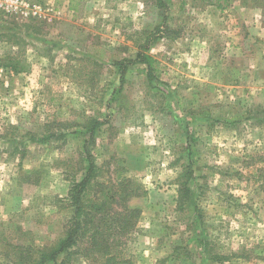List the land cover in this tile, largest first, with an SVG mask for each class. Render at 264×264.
Wrapping results in <instances>:
<instances>
[{"label":"rangeland","instance_id":"rangeland-1","mask_svg":"<svg viewBox=\"0 0 264 264\" xmlns=\"http://www.w3.org/2000/svg\"><path fill=\"white\" fill-rule=\"evenodd\" d=\"M142 45L150 80L134 61ZM12 57L30 70L14 73ZM84 141L100 180L144 191L129 200L135 264H264V0L0 8V264L62 234L71 209L56 198Z\"/></svg>","mask_w":264,"mask_h":264},{"label":"trees","instance_id":"trees-1","mask_svg":"<svg viewBox=\"0 0 264 264\" xmlns=\"http://www.w3.org/2000/svg\"><path fill=\"white\" fill-rule=\"evenodd\" d=\"M140 47L134 61L144 65L143 72L150 80L155 76L156 60L147 52V45ZM9 64L14 73L30 70L29 63L20 64L14 57ZM100 125L99 119L89 117L81 127L93 138ZM50 138H57V133H47L41 140ZM90 149L84 141L74 170L67 176L68 193L64 198H56L59 204L64 203L60 207L71 209L64 220L62 234L51 244L13 247L12 264H71L75 255L82 257L85 264H135L132 255L126 254V248L141 209L131 206L129 200L144 191H139V183L130 178L121 179L118 184L100 180V167ZM182 184L180 192L187 190L186 182ZM179 264L198 263L190 256H183Z\"/></svg>","mask_w":264,"mask_h":264},{"label":"built area","instance_id":"built-area-1","mask_svg":"<svg viewBox=\"0 0 264 264\" xmlns=\"http://www.w3.org/2000/svg\"><path fill=\"white\" fill-rule=\"evenodd\" d=\"M8 1L11 2V6L9 7V9L12 7H17L20 3V0H8ZM0 8L6 9L7 11H9V9H7L8 6L4 5V1H1V0H0ZM26 8L28 9L27 11L24 12L26 15H28L29 13H32L35 15L40 10V6H38L37 4H32L30 7L27 6Z\"/></svg>","mask_w":264,"mask_h":264}]
</instances>
